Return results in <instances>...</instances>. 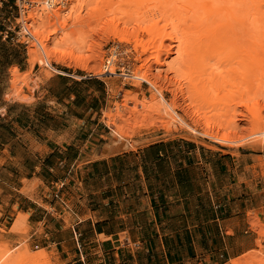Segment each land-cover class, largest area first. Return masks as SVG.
Segmentation results:
<instances>
[{"label": "crops", "instance_id": "1", "mask_svg": "<svg viewBox=\"0 0 264 264\" xmlns=\"http://www.w3.org/2000/svg\"><path fill=\"white\" fill-rule=\"evenodd\" d=\"M41 77L26 94L31 105L6 96L0 106L8 242L51 264H230L256 250L251 215L264 214V154L202 160L196 144L150 150L176 142L167 138L119 151L101 133L96 103L45 90ZM21 215L26 225L12 234Z\"/></svg>", "mask_w": 264, "mask_h": 264}, {"label": "bare ground", "instance_id": "2", "mask_svg": "<svg viewBox=\"0 0 264 264\" xmlns=\"http://www.w3.org/2000/svg\"><path fill=\"white\" fill-rule=\"evenodd\" d=\"M42 11H34L30 17L35 38L27 52L30 66L52 69L53 64H63L92 72L91 64L99 58L97 51L86 59L85 53H94L93 48L83 52L80 41L67 29L70 21L75 26L87 25L93 34L101 31L107 40H117L137 55L135 61L143 64V70L134 74L135 82H147L156 89L151 78L154 72L165 79L174 100L169 104L162 91H157L160 100L152 109L169 119L176 130L197 135L198 126L212 142L233 144L232 136L243 134L244 124L247 140L264 147V0H72L64 10L51 7ZM83 12L87 19L79 18ZM54 27L60 33L48 37L46 32ZM119 59L118 53L117 67L129 73L122 63L125 59ZM114 68L105 67L104 73L114 75ZM26 85L25 77L14 69L7 96L18 99ZM124 107L106 119L126 142L127 126L119 125L124 121ZM177 109L186 117H180ZM189 118L194 127L188 124ZM25 225L21 215L12 230L19 233ZM259 237L261 246L264 234ZM24 251L23 262L47 264L44 253H30L26 247ZM5 259L7 255L1 261ZM231 264L264 261L248 254Z\"/></svg>", "mask_w": 264, "mask_h": 264}, {"label": "rangeland", "instance_id": "3", "mask_svg": "<svg viewBox=\"0 0 264 264\" xmlns=\"http://www.w3.org/2000/svg\"><path fill=\"white\" fill-rule=\"evenodd\" d=\"M14 4L15 0H0V19L9 21L11 24L17 26V12ZM79 18L87 19V12L79 14ZM67 29H69V33L72 37H74V39H78L80 41L81 47L84 48L83 52L88 50V48H93L94 53H85L84 56L86 59L92 57L97 51L99 58H97L96 63L93 62L91 64L93 71L86 72L77 68H68L63 64H53L52 69L39 64L30 66L28 64V48H25L12 40L7 42L1 41L8 50L19 51L21 57L19 60L20 62H16V64L11 67L0 66V106L11 88L10 76L11 71L14 69H17L25 77L27 85L18 99H16V97L7 96L6 100L10 102L31 105L33 101L29 99L26 94L37 93V90H39V88L43 85L41 76H43L46 80H50L45 85V90L51 88L60 92L62 95L67 91L69 93L75 83L89 81L90 83L87 86L91 89L93 95L90 101L91 103L95 102L99 109L103 110L100 116V128H102L101 133L104 138L108 139L107 142H113V144L118 146L120 148L119 151H125L130 148L133 150L136 149V144H138L137 140L141 138L147 139L141 144H149L160 139L167 138L171 141H186L196 144V146L200 148L198 157L202 160H212L213 158L221 155L237 157L238 155H236L235 152L239 154L240 151H244V154L250 155L264 154L263 145L252 144L251 141L247 140V130L245 129H248V127L244 124L241 125V127L244 128V133L232 136L233 144H216L212 142L211 139L203 136L204 131L198 126H195L197 135L191 133L187 129L176 130V127L169 123V119L157 116L158 114L156 109H152L160 100L157 91H162L164 99L169 104H171L174 100L173 96L168 93L169 85H167L165 79L157 78V74L154 72V75L151 78L153 79L152 81L157 83L156 89L147 82H135L132 77L134 74L143 70V64L135 61L137 55L132 53V50L129 47L119 45L117 40H107L101 31H98L97 34H93V29L87 25L75 26V23L70 21ZM46 33L48 34V37H52V34L60 33V31L57 27H54L49 29ZM55 38H58V36H55ZM112 46L119 48V58L125 59V62L122 63H124L129 69V73H125L124 71H115L114 75L104 73L109 50ZM6 56L7 55L4 53L0 54V63L5 62ZM173 59H175V57L171 58L170 61ZM136 85L139 87L136 88ZM23 99L26 101H23ZM50 106L53 108L57 105ZM50 106H46V108L50 109ZM121 106H125L123 108L124 121L120 122L119 125L123 127L127 126L126 131L129 138H125L127 140L126 142L120 140L118 128L111 126L106 119L107 115H115L116 110ZM29 107L30 108L28 109H33V111L40 108V106ZM21 109H23L22 106H17L16 108L18 111ZM176 112L180 117H186V113L182 109H177ZM97 121L98 119H96V122ZM187 121L190 126L194 127L191 118ZM130 162L134 164L135 160L131 158ZM254 216V214L251 215L253 231L264 234V214L256 216V219ZM12 234L17 235L18 233L12 230ZM139 247L141 248L140 250L144 249L141 246H137L136 248ZM155 247L156 246H152L151 248ZM24 249L25 247L20 248V245H14L8 242L5 233L0 232V263L28 264L22 261V256L25 253ZM255 249L256 250L248 254L258 255L259 258L264 261V239L261 241V246L257 245ZM5 255H7V259H5V261H1L2 257ZM245 256L233 262L241 261L245 258ZM93 262L98 264L96 261ZM47 264L51 263L47 261Z\"/></svg>", "mask_w": 264, "mask_h": 264}, {"label": "built area", "instance_id": "4", "mask_svg": "<svg viewBox=\"0 0 264 264\" xmlns=\"http://www.w3.org/2000/svg\"><path fill=\"white\" fill-rule=\"evenodd\" d=\"M72 0H15V9L17 12V26L9 21L0 19V38L3 41L12 40L15 43L29 48L31 42L35 40L33 37L32 20L30 17L34 11L43 12L42 9L54 8V10H64ZM119 48L112 46L107 57L108 70L115 65L114 70L120 71L119 66L115 63V58L118 57Z\"/></svg>", "mask_w": 264, "mask_h": 264}, {"label": "trees", "instance_id": "5", "mask_svg": "<svg viewBox=\"0 0 264 264\" xmlns=\"http://www.w3.org/2000/svg\"><path fill=\"white\" fill-rule=\"evenodd\" d=\"M6 54V60L3 63H0V66L3 67H11L14 64H16V62H18L20 60L21 54L19 51L17 50H8L6 48V46L4 44H2L1 39H0V54ZM20 62V61H19ZM90 82L89 81H81L79 83H75L73 85V87L71 88L70 92L68 95H76L78 97V101L79 99V94L84 93L86 94V98L85 100H83L82 102H86L87 100L92 99L93 95H88L89 91H91V89H89V87L87 86ZM95 103V102H94ZM93 103V104H94ZM167 147H169L170 149H173L174 147L176 148H180L182 147L185 151H193L196 150V146L192 143L186 142V141H176V142H172V143H168V145L165 144H161L155 147H152L150 150L154 151V150H159V149H165ZM158 159L160 157H157Z\"/></svg>", "mask_w": 264, "mask_h": 264}]
</instances>
